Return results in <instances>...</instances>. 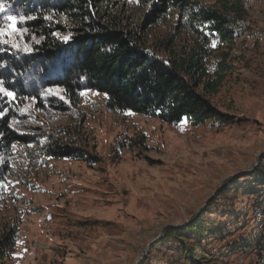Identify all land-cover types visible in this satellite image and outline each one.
Segmentation results:
<instances>
[{
  "label": "rangeland",
  "instance_id": "1",
  "mask_svg": "<svg viewBox=\"0 0 264 264\" xmlns=\"http://www.w3.org/2000/svg\"><path fill=\"white\" fill-rule=\"evenodd\" d=\"M118 1L140 18L150 0ZM245 4L244 32L221 51L230 67L210 98L230 117L226 123L168 124L112 112L105 96L90 90L78 107L47 94L56 86L21 97L6 88L15 100L0 93L15 130L30 135L0 158V235L14 234L0 264H232L235 254L227 261L224 249L233 248L234 236L256 230L250 203L264 196V0ZM8 15L0 13V28L11 23ZM177 18L169 12L149 26L150 48L173 34L181 43L190 39ZM13 42L31 46L23 34ZM7 47L25 52L0 42ZM53 141L96 161L54 157L45 151ZM232 211L241 214L237 222ZM201 215L220 231L201 242L185 236L163 242L169 228Z\"/></svg>",
  "mask_w": 264,
  "mask_h": 264
},
{
  "label": "trees",
  "instance_id": "2",
  "mask_svg": "<svg viewBox=\"0 0 264 264\" xmlns=\"http://www.w3.org/2000/svg\"><path fill=\"white\" fill-rule=\"evenodd\" d=\"M5 5L9 15L36 17L18 24L31 41V51L16 54L6 51L9 47L0 48V80L20 97L56 86L64 90L66 102L76 107L80 92L90 90L104 95L112 112L142 114L168 124L181 123L185 117L191 125L230 120L210 98L221 89L230 67L229 53L221 51L244 32L245 0H150L140 18L122 9L118 0H5ZM169 12L178 13L179 26L189 31L190 39L181 43L173 34L150 48L149 26ZM64 33L69 39H64ZM26 75L31 82L25 84ZM0 112L1 158L14 144L26 143L30 135L15 130L13 115L5 113L2 105ZM45 151L57 158L96 161L85 150L59 141L46 145ZM4 165L0 161V170ZM240 215L232 211L229 216L237 222ZM201 217L184 227L169 228L163 242L181 236L201 242L220 231V224L204 223ZM13 245V231L0 235L4 256Z\"/></svg>",
  "mask_w": 264,
  "mask_h": 264
},
{
  "label": "built area",
  "instance_id": "3",
  "mask_svg": "<svg viewBox=\"0 0 264 264\" xmlns=\"http://www.w3.org/2000/svg\"><path fill=\"white\" fill-rule=\"evenodd\" d=\"M256 198L250 203L256 230L242 233L233 248L226 249L227 261L235 254L232 264H264V196Z\"/></svg>",
  "mask_w": 264,
  "mask_h": 264
},
{
  "label": "snow or ice",
  "instance_id": "4",
  "mask_svg": "<svg viewBox=\"0 0 264 264\" xmlns=\"http://www.w3.org/2000/svg\"><path fill=\"white\" fill-rule=\"evenodd\" d=\"M137 2H138V0H137ZM5 11H6L5 3L0 2V13H3ZM33 19H36V17L35 16H30V15L29 16H25V15H19V16H17V15H8L7 16V20L10 21L11 23L8 24L4 28H0V42H3L5 44L12 43V46L14 48H17V49L25 51V52L31 51V48L28 47L26 44L23 45V47H21V45H19L18 43H14L13 41L15 40L16 37L22 35L23 32L25 31V29H22V28L18 27L17 25L21 24V23H24L27 20H33ZM49 19H51V17H49ZM4 37H8V38L4 39ZM64 39L67 40V39H69V37H64ZM212 46L213 47L216 46L215 42H213ZM63 91L64 90L59 88V87L48 88L47 89V94L58 96L59 99L65 100V96L61 94ZM0 93H3L5 96L10 97L12 100L16 99V94L14 92L9 91L8 89H6L3 86V81L2 80H0ZM80 95L81 96H86V95H88V92L87 91H82V92H80ZM126 114L134 115V113H131V112H128ZM0 115H2V112H0ZM186 122H187V118L185 117L184 120L182 121V123H186ZM14 123H19V122L15 121ZM5 187H7V186L5 185Z\"/></svg>",
  "mask_w": 264,
  "mask_h": 264
},
{
  "label": "crops",
  "instance_id": "5",
  "mask_svg": "<svg viewBox=\"0 0 264 264\" xmlns=\"http://www.w3.org/2000/svg\"><path fill=\"white\" fill-rule=\"evenodd\" d=\"M240 216H241V215H240ZM247 218H248V220L250 221V219H251V214H249V213H248V216H247ZM246 226H247V225H246ZM246 228H247V227H246ZM250 229H251V228H250ZM245 231H246V230H245ZM249 231H250V232H252V231H254V230H253V229H251V230H248V232H249Z\"/></svg>",
  "mask_w": 264,
  "mask_h": 264
}]
</instances>
